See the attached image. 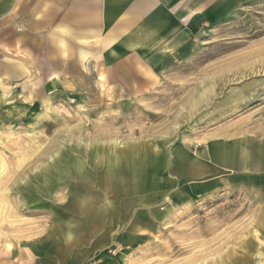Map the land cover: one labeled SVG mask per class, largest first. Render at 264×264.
Instances as JSON below:
<instances>
[{
	"label": "rangeland",
	"instance_id": "obj_1",
	"mask_svg": "<svg viewBox=\"0 0 264 264\" xmlns=\"http://www.w3.org/2000/svg\"><path fill=\"white\" fill-rule=\"evenodd\" d=\"M158 4L155 49L98 47L39 99L2 83L0 264H262L264 0ZM98 214L102 240L73 238L91 259H65Z\"/></svg>",
	"mask_w": 264,
	"mask_h": 264
},
{
	"label": "crops",
	"instance_id": "obj_2",
	"mask_svg": "<svg viewBox=\"0 0 264 264\" xmlns=\"http://www.w3.org/2000/svg\"><path fill=\"white\" fill-rule=\"evenodd\" d=\"M161 1L0 0V107H9L11 99L2 83L35 84L29 90L30 97L42 98L49 84H58L60 79L70 73L74 75L79 68L86 71L89 61L98 58L95 53L98 47L117 44L123 50L155 49L165 41L164 34L156 31L157 24L173 15L158 4ZM216 7L222 10L226 6L219 3ZM130 36L137 38L131 40ZM118 69L124 74V83L129 84L125 70ZM45 101L39 102L44 104ZM224 150L221 148L218 154L224 155ZM177 172L192 178H200L205 173L203 166L195 164ZM173 197L179 198L178 194ZM96 216L98 220L83 222L80 229L74 224L65 227V236L68 230L73 231V235L81 232L80 243L86 241L88 246L102 240L107 228L106 219L100 214ZM138 225L135 223L132 228L134 235ZM83 227L85 231H82ZM53 240L55 238H49V241ZM79 240L69 241L66 237L65 259H91L92 255H86L88 247L80 249ZM58 249L59 246L57 252ZM56 260L60 264L59 258Z\"/></svg>",
	"mask_w": 264,
	"mask_h": 264
},
{
	"label": "bare ground",
	"instance_id": "obj_3",
	"mask_svg": "<svg viewBox=\"0 0 264 264\" xmlns=\"http://www.w3.org/2000/svg\"><path fill=\"white\" fill-rule=\"evenodd\" d=\"M6 99V98H5ZM5 102V101H4ZM62 159V158H61ZM60 161V160H59ZM66 173V171H65V169L63 168V167H60V168H58V178L60 179V177H62L64 174ZM48 177H50V178H53V174H52V172H47V174H46ZM105 206H110V203L109 202H106L105 203ZM73 238H74V235H73V231H69L68 233H67V239L69 240V241H71V240H73ZM121 259V258H120ZM262 264H264V260L262 261Z\"/></svg>",
	"mask_w": 264,
	"mask_h": 264
}]
</instances>
